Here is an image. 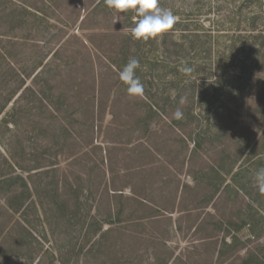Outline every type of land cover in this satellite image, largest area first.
Wrapping results in <instances>:
<instances>
[{"label": "rangeland", "instance_id": "1", "mask_svg": "<svg viewBox=\"0 0 264 264\" xmlns=\"http://www.w3.org/2000/svg\"><path fill=\"white\" fill-rule=\"evenodd\" d=\"M160 6L0 0V264H264V0Z\"/></svg>", "mask_w": 264, "mask_h": 264}, {"label": "clouds", "instance_id": "2", "mask_svg": "<svg viewBox=\"0 0 264 264\" xmlns=\"http://www.w3.org/2000/svg\"><path fill=\"white\" fill-rule=\"evenodd\" d=\"M105 5L113 10L115 22L122 21L125 15L130 14L134 26L131 28V36L135 42L147 43L155 41L159 43L163 36L169 33L177 22V17L171 9L160 6V0H105ZM174 34V33H173ZM184 73H191L193 68L188 66L186 60H181ZM137 58H130L119 72V79L127 85V92L131 96L143 94L144 86L136 70L140 68ZM176 119L183 117V113L177 110L174 113ZM255 182L261 191H264V168L257 170Z\"/></svg>", "mask_w": 264, "mask_h": 264}]
</instances>
